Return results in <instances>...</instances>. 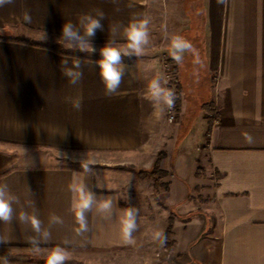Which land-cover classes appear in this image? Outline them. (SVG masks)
I'll return each instance as SVG.
<instances>
[{
    "label": "crops",
    "instance_id": "crops-1",
    "mask_svg": "<svg viewBox=\"0 0 264 264\" xmlns=\"http://www.w3.org/2000/svg\"><path fill=\"white\" fill-rule=\"evenodd\" d=\"M101 12L103 31L92 38L94 48L125 50V30L140 19L150 21L149 41L160 33L166 37L177 24V34L172 30L168 38L192 42L203 65L186 52L182 65L172 60L173 66L195 72L192 79L207 72L212 82L205 112L198 111L179 141L160 142L167 189L156 194L153 188L151 199L158 204L144 211L132 188L136 172L119 167L154 161L149 152L163 121L148 84L155 78L162 83L160 69L122 55V82L109 95L101 57L56 44L65 40V23L83 33L81 20ZM77 58L83 77L74 85L64 75V62L72 67ZM59 152H82L89 170L67 163ZM0 173L12 208V219L0 221V245L14 248L6 264H45L56 246L70 255L64 264H139L142 246L146 264H264V0L6 3L0 7ZM72 186L93 195L86 231L79 230L73 208L79 194ZM106 199L111 207L101 210ZM130 207L137 210L134 244L124 243L121 231ZM21 213L37 217L40 231ZM54 216L61 222H53ZM169 226L164 246L155 233Z\"/></svg>",
    "mask_w": 264,
    "mask_h": 264
},
{
    "label": "clouds",
    "instance_id": "clouds-1",
    "mask_svg": "<svg viewBox=\"0 0 264 264\" xmlns=\"http://www.w3.org/2000/svg\"><path fill=\"white\" fill-rule=\"evenodd\" d=\"M14 0H0V7L6 3H13ZM24 20L30 22L31 17L25 13ZM104 19L103 13H99L98 17L85 16L81 20V26L83 27V33L80 29L76 28L71 22L65 23L62 26V36L68 42V47L71 49H78L79 51H87L93 53L96 49L93 47L91 40L95 37L97 31H103V24L101 21ZM150 21L147 18L137 20L130 23L125 32L128 40L127 48L121 51L117 47H112L106 44L101 49L102 59L98 62L100 75L103 78V82L107 93L109 95L115 94L119 89L122 82L123 69L120 67L122 64V55L124 56H139L143 53L144 47L149 43V25ZM86 37V38H85ZM190 53L194 57V63L197 65H203V61L200 58L198 49L192 42L188 41L182 36L174 35L171 37L169 56L177 65H182L184 60V54ZM64 75L69 78L70 83L77 84L83 77V71L80 59L77 58L72 67H68V62L65 61ZM167 82L165 81V84ZM149 98L152 102L159 106L161 103L166 105L168 109L175 107L176 94L168 87L162 85L159 78L151 80L148 84ZM77 108L80 106L79 102L75 105ZM163 111V109H161ZM86 171L89 170L88 165H82ZM74 193L79 194L78 200H74L73 208L76 210V219L79 224V230L86 231L87 223L85 212L91 208L93 203V195L90 192L85 193L83 187L72 186ZM6 192L4 187H0V221H10L12 219V208L10 201L5 198ZM101 210H107L111 207V199L103 200L99 203ZM135 208H126L123 211V217L121 219L122 224V236L123 241L126 244H134L135 241L132 238V232L135 231L137 225L135 222ZM30 219L32 227L35 231H40V221L37 217H26V214L21 213L20 219ZM53 222H61L58 217H53ZM49 233L45 232L44 236L47 237ZM155 238L159 239L163 244L166 241V237L162 232H156ZM39 247V243L36 241H30ZM5 259V264L6 260ZM70 259L69 253L59 246L54 247L49 255L45 259V264H64L65 261Z\"/></svg>",
    "mask_w": 264,
    "mask_h": 264
},
{
    "label": "rangeland",
    "instance_id": "rangeland-1",
    "mask_svg": "<svg viewBox=\"0 0 264 264\" xmlns=\"http://www.w3.org/2000/svg\"><path fill=\"white\" fill-rule=\"evenodd\" d=\"M158 25V24H157ZM161 25V24H159ZM170 30V33L174 31V33L177 34L178 26L177 24H173ZM173 30V31H172ZM166 37L161 36L160 33L159 36L156 34L155 39H151L149 43L144 47V51L139 56H127V58L131 59H138V60H144L148 61L150 63H154L159 69H160V75L162 79V83L165 85V87L170 88L175 94H176V100H175V107L173 109H168L166 105L160 104L162 111V121L163 124L160 126V129L162 130L160 136V140L154 143L153 151H150V154L154 155V161L152 165L147 162L145 158V162L143 163V166L134 167L133 165L125 164L122 167H119L121 169H131L136 172L139 181L137 184H133V192L134 194L138 196V206L144 211L147 205L151 206V202H155V204H158V199L155 198V201H152V194L154 190L156 191H163L164 186L166 185L165 176L168 175V172L161 168L160 163L161 160L165 156V150L160 144V142L163 141V138L169 139L170 137L175 138V140H180V136L182 133L184 134L185 131H187V128L189 126L190 120L198 113L199 110L207 109V102L210 101V94H211V88H212V82L210 75L207 72L204 71H198L196 78H190V74H194L195 72H189L185 70L183 67L182 69L176 68V66H173L172 59L169 56V46H166V44H169L171 39H169V35ZM58 43H56L59 46H68V42L62 39H58ZM94 47V46H93ZM75 52H80L94 57H101V50L96 49L95 52L90 53L87 51H79L78 49H71ZM152 51V52H151ZM176 65V64H175ZM215 79V73H212V81ZM165 81L167 82L165 84ZM187 103V110L183 114L182 117V109L185 107ZM209 104H208V110H209ZM173 114L174 117L172 120L169 119V116ZM184 118V120L181 123V128L178 129L177 125L180 122L181 119ZM196 124L198 126V119L196 121ZM198 129V128H197ZM171 130V131H170ZM162 137V138H161ZM163 152V156L159 161V164L157 168L154 169L153 174L149 175H139L137 172L138 170H144L145 172L151 171L154 167L155 160L157 159L158 155ZM61 157L62 159L66 160L67 163L75 164V165H85L86 162V156L82 152H59L57 155ZM155 184V185H154ZM154 188V190H153ZM148 201V203H147ZM142 219H146L147 215H140ZM157 219V215H155ZM144 221V220H143ZM143 225L140 227L142 228ZM144 232H146L144 230ZM170 241V236L168 239H166L167 244ZM164 245V244H163ZM165 246V245H164ZM146 248L142 246L140 248V253L144 252V254H140V262L139 264H146V255H145ZM14 251V248L10 249V253ZM161 254V253H160Z\"/></svg>",
    "mask_w": 264,
    "mask_h": 264
},
{
    "label": "trees",
    "instance_id": "trees-1",
    "mask_svg": "<svg viewBox=\"0 0 264 264\" xmlns=\"http://www.w3.org/2000/svg\"><path fill=\"white\" fill-rule=\"evenodd\" d=\"M210 131V125H208V132ZM162 156H163V152H161L159 155H158V157H157V159L155 160V163H154V167H153V169L151 170V171H147V172H145L144 170H138V174L139 175H142V174H145V175H151V174H153V171H154V169L155 168H157V166H158V164H159V161H160V159L162 158ZM2 173H0V175H1ZM155 185V184H154ZM165 189H167V185H165L164 186V190ZM170 234H171V226H169L168 227V229L165 231V233H164V236L166 237V239H168V237L170 236ZM165 246H168L169 245V243L167 244V242L165 241L164 243H163ZM11 248H13V247H10V246H3V245H0V256H3V257H5V258H7L8 260H11L10 259V249Z\"/></svg>",
    "mask_w": 264,
    "mask_h": 264
},
{
    "label": "built area",
    "instance_id": "built-area-1",
    "mask_svg": "<svg viewBox=\"0 0 264 264\" xmlns=\"http://www.w3.org/2000/svg\"><path fill=\"white\" fill-rule=\"evenodd\" d=\"M173 117H174V115H173V114H171V115L169 116V119H170V120H172V119H173Z\"/></svg>",
    "mask_w": 264,
    "mask_h": 264
}]
</instances>
